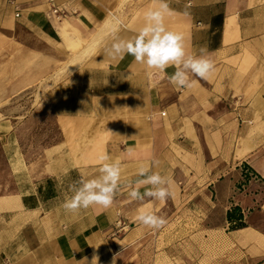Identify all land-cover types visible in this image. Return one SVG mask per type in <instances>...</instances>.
<instances>
[{"label": "crops", "instance_id": "0c3cea01", "mask_svg": "<svg viewBox=\"0 0 264 264\" xmlns=\"http://www.w3.org/2000/svg\"><path fill=\"white\" fill-rule=\"evenodd\" d=\"M51 4L65 16L56 18ZM169 6L165 25L183 35L186 52L198 56L203 48L214 60V72L192 77L191 88L169 82L174 67L160 72L131 55L106 54L114 39L104 26L110 13L120 20L116 35L131 38L158 0H0V91L5 61L24 57V72L10 67L11 90L53 77L27 122L42 114L57 129L56 140L26 160L25 192L0 196V264H91L94 256L97 264H145V238L158 230L142 225L139 211L168 220L204 198L224 215L234 206L243 214L246 225L228 233L251 239L235 245L244 257L234 264H264V228L251 225L264 214V0ZM18 75L26 76L24 87ZM102 154L121 161L113 205L66 212L69 186L98 175ZM153 160L159 165L151 171L166 178L171 196L132 200L129 182Z\"/></svg>", "mask_w": 264, "mask_h": 264}, {"label": "rangeland", "instance_id": "374dc122", "mask_svg": "<svg viewBox=\"0 0 264 264\" xmlns=\"http://www.w3.org/2000/svg\"><path fill=\"white\" fill-rule=\"evenodd\" d=\"M71 62L70 59L63 63L60 71L71 66ZM17 65L23 72L26 70L24 57L12 64L7 59L3 66L0 91V196L15 191L25 192L29 180L26 160L34 158L43 147L55 141L57 135L55 124L51 120L43 121L42 114L27 122L28 114L33 106L41 102L46 94L44 87L52 85V81L48 80L53 77L13 93L9 71L11 66L15 68ZM12 78L15 79V75ZM18 79V85L24 87L26 76L18 75ZM58 79L59 76L54 75V81ZM15 151L19 157L14 155ZM205 199L204 203L194 204L190 200L167 220L165 227L145 238V249L141 256L145 264H234L241 255L244 257L235 245H246L251 239L249 235L228 233L230 224L223 207L215 206L212 199ZM251 223L252 226L258 224L264 228V214H258Z\"/></svg>", "mask_w": 264, "mask_h": 264}, {"label": "clouds", "instance_id": "9594fccd", "mask_svg": "<svg viewBox=\"0 0 264 264\" xmlns=\"http://www.w3.org/2000/svg\"><path fill=\"white\" fill-rule=\"evenodd\" d=\"M159 7L149 9L144 14L145 24L136 35L131 38L119 37V21L112 25L113 42L106 49V54L113 58L122 59L125 55L134 57V62L146 65L149 69L165 72L169 67H174L173 74L168 76L169 82L178 88H191L195 81L192 77L207 80L215 70L211 54H206L205 49L200 50V55H191L186 52L182 34L169 30L165 25V17L173 14L169 0H158ZM191 4L185 6L183 15H189ZM101 162L98 175L85 179L81 176L79 181L69 186L73 193L66 198L62 208L68 213H78L81 209L91 206H101L109 209L119 191L122 181V167L119 159H113L108 154L99 156ZM159 161L153 160L147 165H140L137 174L141 179L129 182L128 193L132 200L166 201L171 192L168 181L159 172L151 171L158 166ZM144 188L141 193L140 188ZM138 221L153 230H159L168 223L163 216L154 211H139ZM98 257H93L91 264H97ZM86 261V258H85Z\"/></svg>", "mask_w": 264, "mask_h": 264}, {"label": "trees", "instance_id": "16d2710c", "mask_svg": "<svg viewBox=\"0 0 264 264\" xmlns=\"http://www.w3.org/2000/svg\"><path fill=\"white\" fill-rule=\"evenodd\" d=\"M226 220L230 224V229H237L245 226L243 214L238 206H234L226 212Z\"/></svg>", "mask_w": 264, "mask_h": 264}, {"label": "bare ground", "instance_id": "6f19581e", "mask_svg": "<svg viewBox=\"0 0 264 264\" xmlns=\"http://www.w3.org/2000/svg\"><path fill=\"white\" fill-rule=\"evenodd\" d=\"M115 21L120 22V20L118 19V17L114 13H110L109 17L106 19V21L104 23V26L110 28V27H112V25ZM2 43H3V40L0 39V44H2ZM14 155L16 157H19V153L17 151H15ZM19 162H20V160H19Z\"/></svg>", "mask_w": 264, "mask_h": 264}, {"label": "built area", "instance_id": "2783aa9c", "mask_svg": "<svg viewBox=\"0 0 264 264\" xmlns=\"http://www.w3.org/2000/svg\"><path fill=\"white\" fill-rule=\"evenodd\" d=\"M51 12L58 19H61L66 14V10L64 8H60L58 6H55L54 4H51Z\"/></svg>", "mask_w": 264, "mask_h": 264}]
</instances>
